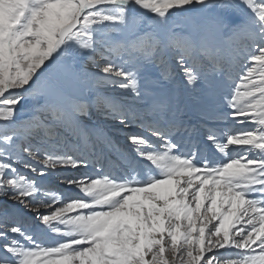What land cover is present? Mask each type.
I'll list each match as a JSON object with an SVG mask.
<instances>
[{"label":"snow or ice","instance_id":"1","mask_svg":"<svg viewBox=\"0 0 264 264\" xmlns=\"http://www.w3.org/2000/svg\"><path fill=\"white\" fill-rule=\"evenodd\" d=\"M0 264H264V0H0Z\"/></svg>","mask_w":264,"mask_h":264}]
</instances>
